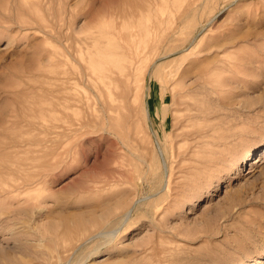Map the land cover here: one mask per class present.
Listing matches in <instances>:
<instances>
[{
	"label": "rangeland",
	"instance_id": "1",
	"mask_svg": "<svg viewBox=\"0 0 264 264\" xmlns=\"http://www.w3.org/2000/svg\"><path fill=\"white\" fill-rule=\"evenodd\" d=\"M135 31L157 41L131 113L87 59L120 67ZM15 132L35 143L0 150V264H264V0H0V141Z\"/></svg>",
	"mask_w": 264,
	"mask_h": 264
},
{
	"label": "bare ground",
	"instance_id": "2",
	"mask_svg": "<svg viewBox=\"0 0 264 264\" xmlns=\"http://www.w3.org/2000/svg\"><path fill=\"white\" fill-rule=\"evenodd\" d=\"M210 22V21H209ZM136 34H128L125 38L123 37L121 44H120V51H121V56L120 57V67L118 66H114L113 62H110L109 60H107L104 55H102V52L100 53L97 50H94V55L92 57H89L87 60L89 63H91V65H97L98 69L96 68V77L104 80V85L105 87L108 86L115 87V93H114V105L115 109L120 111L122 110V108H126L128 107V100H130V95H134V99L132 101L133 104H131L132 106H129V108H127L126 111H130L132 113V110L134 109V103L135 101H139L140 98H142L147 90L148 87L145 86V84L143 83V79H145L146 75L149 74V70L148 68L151 67V65L154 63L155 59L152 58H147V56L149 55V50L152 48V46L155 44V41H157V36H154V39L151 38L150 35H148L147 37L141 36V39H136L137 37V32L135 31ZM253 33V32H252ZM166 36V35H165ZM219 37H221V35H219ZM164 38V37H163ZM216 38V36H215ZM224 39V38H223ZM230 39V38H229ZM228 39V40H229ZM216 40V39H215ZM214 40V41H215ZM220 41V40H219ZM218 41V42H219ZM224 41V40H222ZM229 41H224L223 43H218L219 46L223 47L225 46ZM162 43V42H161ZM91 52V51H90ZM92 54V52H91ZM72 58V57H71ZM87 58V57H86ZM109 59V58H108ZM215 59V58H214ZM78 62V61H77ZM80 63V62H79ZM88 64V63H87ZM80 65V64H79ZM116 65V64H115ZM88 66V65H87ZM89 68V66H88ZM87 68V69H88ZM85 69V68H84ZM90 69V68H89ZM94 69V68H92ZM90 69V70H92ZM89 71V70H88ZM94 72V70H92ZM91 72V71H89ZM89 72H85L87 74H91ZM92 72V74H93ZM172 73V72H171ZM73 75V74H72ZM95 76L93 78H95ZM85 79V78H84ZM84 81V80H83ZM84 83V82H82ZM102 83V85H103ZM86 85V84H85ZM69 87V86H68ZM91 87V86H90ZM92 88V87H91ZM101 88V87H100ZM103 88V87H102ZM105 88L104 91L107 89ZM113 88V87H112ZM111 89V88H110ZM109 89V90H110ZM107 91V90H106ZM114 91V90H113ZM174 92V91H173ZM110 93V92H109ZM105 94V93H104ZM186 94V93H185ZM71 95V94H70ZM111 96V94H110ZM96 97V96H95ZM106 97V96H105ZM113 97V96H112ZM69 98V97H68ZM97 99V98H96ZM112 99V98H111ZM99 101V100H98ZM113 101H111L112 103ZM86 102H84L85 104ZM110 105V103H108ZM82 105V104H81ZM83 106V105H82ZM71 107V104H70ZM102 108V106H101ZM104 108H102L103 110ZM138 109V108H137ZM107 110L109 111V108H107ZM111 110V109H110ZM135 110V109H134ZM133 110V111H134ZM144 110H146V107L144 106ZM189 110V109H187ZM124 111V110H122ZM122 112L120 115L116 116L114 119L112 118L111 114L109 112L105 111V121H106V126H112L115 130H117L116 132L122 134L126 131V128L124 126V124L121 123V116L127 115V112ZM190 111V110H189ZM64 112V111H63ZM89 112V111H88ZM145 112V111H144ZM188 112V111H187ZM104 113V112H103ZM147 113V112H146ZM190 114V112H189ZM188 114V115H189ZM66 115V114H65ZM68 115V114H67ZM89 115V113H88ZM187 115V113H186ZM91 116V114L89 115V117ZM83 118V116H81ZM63 118V117H62ZM92 118V117H91ZM90 121V120H89ZM127 121V120H126ZM61 124V123H60ZM71 124V123H70ZM80 125V124H79ZM105 130V129H104ZM112 132V131H111ZM120 139H123V137L118 136ZM55 141V139H54ZM34 140L28 137H25L21 132H15L9 135L5 136L4 140L0 141V150L1 152L3 151H8V152H18V151H23L24 148H26L29 145L34 144ZM53 144V143H52ZM122 144V143H121ZM49 147V146H48ZM264 148V147H263ZM159 152L162 153L160 147L158 148ZM55 151V149H54ZM53 151V152H54ZM140 152V151H139ZM132 154V153H131ZM11 155V154H10ZM15 155V154H14ZM13 155V156H14ZM49 156V155H48ZM12 157V156H11ZM50 158V157H49ZM2 159V158H1ZM13 159V158H12ZM144 161H146L145 157L143 158ZM142 159V160H143ZM4 160V159H3ZM50 163L52 159H49ZM141 160V161H142ZM10 161L12 162V160H0V162H6V163H10ZM54 162V161H53ZM52 162V163H53ZM51 163V164H52ZM145 163V162H144ZM46 164V163H45ZM163 166L165 169L166 168V164L165 162H163ZM6 168V167H5ZM49 170V169H48ZM148 170V169H147ZM168 171V170H167ZM1 172V171H0ZM9 172V171H8ZM1 174V173H0ZM4 174V173H3ZM144 176V175H143ZM142 176V177H143ZM30 178V177H29ZM1 180V179H0ZM23 182V181H21ZM19 183V182H18ZM24 183V182H23ZM28 182H26L25 184H28ZM11 184V183H10ZM20 184V183H19ZM13 185V184H12ZM18 186V184L16 185ZM15 186V187H16ZM19 187V186H18ZM17 187V188H18ZM22 188V187H21ZM8 199V198H7ZM130 207L123 210V212H121L120 217H126L129 213H130ZM97 219H95L96 221ZM90 221V220H87ZM87 221L85 223H87ZM117 221V220H116ZM99 222V220H98ZM115 222V221H113ZM84 224V222H83ZM81 224V225H83ZM86 228V227H84ZM258 231H259V227L257 226L256 230H252V229H247L246 227L241 228V227H236L235 228V233H247L248 236L244 237V239L242 238L240 242H237V249H244L246 247H249L250 244H258L260 242H254L256 239V236H258ZM80 233V232H79ZM84 233V232H83ZM86 237H82V239L80 240V243L78 244L79 246H81L82 244H84L85 242H87L89 239L94 238V237H98L99 233H95L90 235V233ZM86 235V234H85ZM84 236V235H83ZM240 240V239H239ZM238 240V241H239ZM106 241V240H104ZM102 242V240H101ZM247 242V243H246ZM243 243H246L243 245ZM262 244H264V242H261ZM262 249L264 250V245L258 246V252L259 250ZM179 258V257H178ZM183 258V257H182ZM180 258V259H182ZM184 259V258H183ZM215 259H209L208 262H203V260L201 261H196V262H190L188 261V263L185 264H215ZM53 261V260H52ZM235 259L232 261L234 262ZM237 264H246L248 262L245 261H241L239 258L236 260ZM53 262H51L52 264ZM220 264V263H218ZM249 264V263H248Z\"/></svg>",
	"mask_w": 264,
	"mask_h": 264
}]
</instances>
